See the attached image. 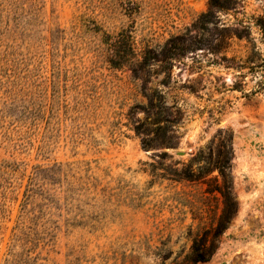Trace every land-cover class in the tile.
Here are the masks:
<instances>
[{"label":"rangeland","instance_id":"obj_1","mask_svg":"<svg viewBox=\"0 0 264 264\" xmlns=\"http://www.w3.org/2000/svg\"><path fill=\"white\" fill-rule=\"evenodd\" d=\"M229 148L264 264V0H0V264H191Z\"/></svg>","mask_w":264,"mask_h":264},{"label":"trees","instance_id":"obj_2","mask_svg":"<svg viewBox=\"0 0 264 264\" xmlns=\"http://www.w3.org/2000/svg\"><path fill=\"white\" fill-rule=\"evenodd\" d=\"M232 150L218 153L215 161V168L221 178L220 185L216 188L221 197V210L215 223L208 229H204L194 238L191 245L189 261L191 264H205L219 246L221 237L229 223L237 212V202L233 193L230 161ZM184 178H191L192 175L185 174Z\"/></svg>","mask_w":264,"mask_h":264}]
</instances>
